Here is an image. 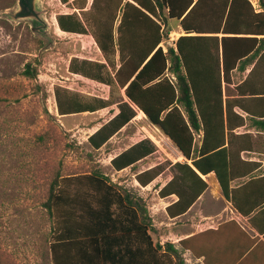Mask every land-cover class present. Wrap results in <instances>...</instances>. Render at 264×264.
I'll use <instances>...</instances> for the list:
<instances>
[{
  "label": "trees",
  "instance_id": "16d2710c",
  "mask_svg": "<svg viewBox=\"0 0 264 264\" xmlns=\"http://www.w3.org/2000/svg\"><path fill=\"white\" fill-rule=\"evenodd\" d=\"M73 4L77 12L56 16L58 28L90 33L104 57L118 52L120 65L112 78L107 73L104 77L106 64L72 58L69 71L108 84L115 80L126 98L118 102V112L89 135L90 146L99 148L141 111L197 171L214 172L222 194L229 199L227 165L232 140L226 145L225 134L231 136L244 122L234 110L240 106L244 83L235 86L234 96L225 94L223 84L229 85L231 73L256 58L254 68L264 64V0H260V11L250 0H91L87 9L86 0H73ZM170 21L176 22L182 34L164 50L160 43L168 39ZM22 73L34 78L36 69L27 62ZM260 88L264 91V81ZM55 99L60 115L108 105L105 101L94 105L61 88H56ZM254 111L251 124L264 132V102L255 103ZM198 130L202 131L201 144L194 148ZM154 149L149 139H141L115 155L110 164L115 170L133 166ZM155 175L152 169L145 170L136 179L146 185ZM59 177L56 173L42 202L60 224L49 244L52 264H185L173 243L153 242L144 203L131 191L110 182L98 170ZM61 179L82 181L96 205L85 202L80 211L70 212L73 218L61 215L62 203L78 201L65 196ZM7 257L0 248V264Z\"/></svg>",
  "mask_w": 264,
  "mask_h": 264
},
{
  "label": "rangeland",
  "instance_id": "374dc122",
  "mask_svg": "<svg viewBox=\"0 0 264 264\" xmlns=\"http://www.w3.org/2000/svg\"><path fill=\"white\" fill-rule=\"evenodd\" d=\"M16 1L0 0V248L10 255L6 259L9 264H52L49 244L60 224L42 202L55 174L65 178L98 170L110 182L141 198L151 220L153 213H158V194L157 186L141 185L136 179L137 168L144 162L119 171L112 168L110 160L137 141H151L152 136L161 137L162 132L146 117L134 118L136 113L103 145L92 148L87 141L89 135L115 115L118 102L126 100L124 89L115 80L108 84L72 73L69 64L72 58L101 62L106 64L102 76L112 78L120 64L118 52L107 59L90 33H68L58 28V14L78 11L73 0H38L37 7L46 23L40 32L31 19L12 20L6 15L16 9ZM251 1L256 10L261 9L260 0ZM90 2L86 0L84 9ZM170 26L168 39L160 43L164 50L181 35L175 21H170ZM27 62L36 69L34 78L22 73ZM241 76L233 71L230 84L237 83ZM223 85L225 94H236L235 88ZM56 88L94 105L100 101L108 105L92 112L60 115ZM259 142L260 147L264 146L262 135ZM165 152L166 148L155 146L151 162L161 159L169 164ZM178 159L183 160L181 153ZM152 171H158V166ZM59 182L64 185L65 196L78 199L62 203L61 215L73 218L70 212L80 211L85 202L96 205L82 181ZM150 235L154 243H159L157 227L151 225Z\"/></svg>",
  "mask_w": 264,
  "mask_h": 264
},
{
  "label": "crops",
  "instance_id": "0c3cea01",
  "mask_svg": "<svg viewBox=\"0 0 264 264\" xmlns=\"http://www.w3.org/2000/svg\"><path fill=\"white\" fill-rule=\"evenodd\" d=\"M177 30L182 34L179 26ZM256 61L239 71L242 76L237 83L229 84L234 89L244 83L240 106L234 107L244 122L232 130L231 136L227 131L225 134L226 145L228 139L232 140L227 165L229 199L222 194L214 172L201 174L182 155L183 160L166 164L161 159L151 162V153L134 163L144 162L137 168L138 174L158 166L156 175L146 184L157 186L158 194V213H153L151 225L158 228L160 245L173 243L188 264H264V146H259V136L264 137V132L258 131L250 119L256 114L254 104L264 102V91L257 90L264 81V64L258 63L256 70ZM140 113L137 111L134 118H145ZM201 139L202 131L194 132V148L200 146ZM222 175L225 177V173ZM1 264L9 262L3 260Z\"/></svg>",
  "mask_w": 264,
  "mask_h": 264
},
{
  "label": "water",
  "instance_id": "95a60500",
  "mask_svg": "<svg viewBox=\"0 0 264 264\" xmlns=\"http://www.w3.org/2000/svg\"><path fill=\"white\" fill-rule=\"evenodd\" d=\"M38 0H17V7L6 15L12 20L31 19L35 25L37 32L42 31L46 27V23L42 18V13L37 7Z\"/></svg>",
  "mask_w": 264,
  "mask_h": 264
},
{
  "label": "built area",
  "instance_id": "2783aa9c",
  "mask_svg": "<svg viewBox=\"0 0 264 264\" xmlns=\"http://www.w3.org/2000/svg\"><path fill=\"white\" fill-rule=\"evenodd\" d=\"M161 137H160V135L159 136H157V138H156V136H152V138H150L151 139V141H152V143H153V145H155V146H157L158 148H163V149H165L166 148V152H165V155L167 156V158L171 161V162H175V161H177L178 160V158H179V154H180V152L178 151V149L172 144V142L170 141V139L166 136V135H164V134H162L161 133ZM161 144L163 145V146H161ZM165 145H167V146H165ZM154 146V147H155ZM155 150V149H154ZM168 152V153H167Z\"/></svg>",
  "mask_w": 264,
  "mask_h": 264
},
{
  "label": "bare ground",
  "instance_id": "6f19581e",
  "mask_svg": "<svg viewBox=\"0 0 264 264\" xmlns=\"http://www.w3.org/2000/svg\"><path fill=\"white\" fill-rule=\"evenodd\" d=\"M140 114H143L142 112ZM180 155V154H179Z\"/></svg>",
  "mask_w": 264,
  "mask_h": 264
}]
</instances>
